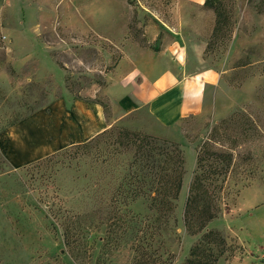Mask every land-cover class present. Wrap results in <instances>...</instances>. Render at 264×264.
Returning a JSON list of instances; mask_svg holds the SVG:
<instances>
[{
  "label": "rangeland",
  "instance_id": "rangeland-1",
  "mask_svg": "<svg viewBox=\"0 0 264 264\" xmlns=\"http://www.w3.org/2000/svg\"><path fill=\"white\" fill-rule=\"evenodd\" d=\"M205 1L186 10L192 16L181 24V0H0V264H182L207 230L225 240L215 264H264V0ZM215 5L225 19L218 30ZM200 37L204 66L220 76L202 115L172 132L145 129L144 111L108 128L115 130L110 142L128 130L166 145L170 155L180 150L182 188L169 221L156 222L141 197L121 205L129 222L83 218L87 230L70 249L65 215L102 205L101 166L69 147L14 169L5 148L9 127L58 99L99 104L109 120L110 88L127 84L119 74L132 69L119 72L127 55L173 50L178 41L189 48ZM203 174L211 178L204 184L216 217L193 234L184 224L186 201Z\"/></svg>",
  "mask_w": 264,
  "mask_h": 264
},
{
  "label": "crops",
  "instance_id": "crops-1",
  "mask_svg": "<svg viewBox=\"0 0 264 264\" xmlns=\"http://www.w3.org/2000/svg\"><path fill=\"white\" fill-rule=\"evenodd\" d=\"M203 2L181 0L180 23L192 16L186 10L200 8ZM199 39L189 48L178 41L173 50L155 53L136 49L127 55L118 67L119 72L129 64H133L132 69L125 75L119 74L121 80L126 76L127 84L115 83L110 88L113 103L109 120L99 104H70L66 99H58L46 110L15 122L9 127L5 142L8 164L14 169L25 167L71 144L90 140L136 112L144 111L145 129L165 132L174 131L188 117L202 115L213 100L220 76L204 66V38ZM168 52L173 57L167 60Z\"/></svg>",
  "mask_w": 264,
  "mask_h": 264
},
{
  "label": "trees",
  "instance_id": "trees-1",
  "mask_svg": "<svg viewBox=\"0 0 264 264\" xmlns=\"http://www.w3.org/2000/svg\"><path fill=\"white\" fill-rule=\"evenodd\" d=\"M204 5H209V0H206ZM214 8L217 15L216 30H218L225 19L222 6L215 5ZM114 135L115 130L108 129L90 140L69 146L74 147L76 153L81 151L82 154H93V158H96L95 161L101 166L97 175V193H100L99 198L102 205L93 206L83 213H70L69 211L65 215L62 235L64 244L72 250L76 248L77 241L87 230V227L81 225L83 218L97 217L113 223L112 225L119 221L129 222L131 220L126 219L127 210L121 208V205L128 206L141 197L150 200V210L157 215L156 222L162 218L164 221H169L174 212V201L178 199L182 188L181 165L183 161L180 150L173 146L174 153L170 155L165 144L166 149L158 147L150 136L128 130L116 132L114 142H110ZM129 149L133 150V158L124 162L121 155ZM160 154L167 155L164 156L163 161L158 158ZM55 155L57 152L32 164L40 165L45 161H50ZM202 160L203 158L199 156L198 167L201 166ZM210 180L208 175H196L186 201L184 224L193 234L206 229L208 223L216 217L215 209L211 204L212 195L209 194L204 184L209 183ZM93 193L96 194V187ZM134 217H136L135 214L132 218ZM215 248H217V253ZM224 251L225 240L220 233L207 230L201 241L191 248L189 258L182 264H215ZM141 256L143 257L144 253Z\"/></svg>",
  "mask_w": 264,
  "mask_h": 264
}]
</instances>
